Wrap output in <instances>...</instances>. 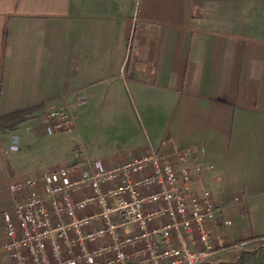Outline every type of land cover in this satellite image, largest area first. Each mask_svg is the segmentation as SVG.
<instances>
[{
    "label": "crops",
    "instance_id": "0c3cea01",
    "mask_svg": "<svg viewBox=\"0 0 264 264\" xmlns=\"http://www.w3.org/2000/svg\"><path fill=\"white\" fill-rule=\"evenodd\" d=\"M4 31L0 114L39 107L0 134V241L9 182L60 167L68 173L50 175L39 190L90 177L96 168L77 153L81 145L105 170L202 145L200 161L213 169L202 172V186L215 199L247 198L228 210L225 245L264 236V0H0V62ZM66 105L75 115L74 140L54 135L59 150L48 163L34 159L50 135L45 113ZM179 164L193 168L188 156ZM68 194L73 201L94 196L89 183ZM97 211L93 201L76 213ZM100 226L91 221L85 230ZM260 243L224 248L205 264H264ZM0 264L12 261L0 253Z\"/></svg>",
    "mask_w": 264,
    "mask_h": 264
},
{
    "label": "built area",
    "instance_id": "2783aa9c",
    "mask_svg": "<svg viewBox=\"0 0 264 264\" xmlns=\"http://www.w3.org/2000/svg\"><path fill=\"white\" fill-rule=\"evenodd\" d=\"M45 117L48 134L74 140L75 115L69 105L51 107ZM10 150L17 148L12 145ZM76 151L85 164L96 168L90 177L85 174L71 185L39 190L50 175L68 173L60 167L53 174L31 172L9 182L12 204L1 213L0 253L12 264H205L226 246L224 231L233 223L228 210L247 200L243 194L215 199L202 186V172L213 171L200 161L205 155L202 145L171 156L152 152L114 170L89 160L82 145ZM184 156L192 159L193 168L175 166ZM118 176L121 182L115 187L101 188V183ZM211 178L219 181L215 174ZM85 183L94 196L73 201L68 189ZM93 201L98 211L78 217L76 210ZM96 220L102 226L86 231ZM130 226L134 231H124Z\"/></svg>",
    "mask_w": 264,
    "mask_h": 264
},
{
    "label": "trees",
    "instance_id": "16d2710c",
    "mask_svg": "<svg viewBox=\"0 0 264 264\" xmlns=\"http://www.w3.org/2000/svg\"><path fill=\"white\" fill-rule=\"evenodd\" d=\"M5 35H6V32L4 31L2 43H1L0 88H1V69H2L3 50H4V45H5ZM38 107L39 106H36V107L28 108L25 110L12 112V113H9L6 115L0 114V132L4 133L5 131H10L11 129H13L17 125H19L25 121H28L29 119H31L33 117L32 114L35 111V109H37ZM261 238H264V236H250L249 238H246L244 240L236 241L233 244H227L225 246V248H230L231 246L239 245L240 243L245 242V241H249L251 239L257 240V239H261ZM260 244L262 245V247H264V243H260Z\"/></svg>",
    "mask_w": 264,
    "mask_h": 264
},
{
    "label": "rangeland",
    "instance_id": "374dc122",
    "mask_svg": "<svg viewBox=\"0 0 264 264\" xmlns=\"http://www.w3.org/2000/svg\"><path fill=\"white\" fill-rule=\"evenodd\" d=\"M21 124H24V122L23 123H21ZM21 124H19V125H21ZM19 130L20 131H17V135H19V136H21V133H24V128H22V127H20L19 126ZM0 134H1V132H0ZM54 138H57V137H54V136H43L39 141V145L37 146V148L36 149H38L37 150V152H35V153H37V154H35L33 157H34V159H41L40 161H42V162H45L46 161V159L48 160V159H50V156L52 155V153L54 152V151H58L59 150V147L60 146H57L56 144H53V141H54ZM45 163H48V161H46Z\"/></svg>",
    "mask_w": 264,
    "mask_h": 264
}]
</instances>
